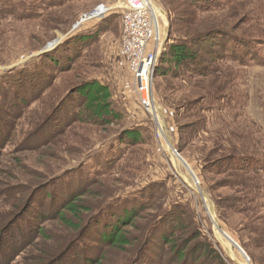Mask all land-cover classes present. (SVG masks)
<instances>
[{
    "label": "rangeland",
    "instance_id": "1",
    "mask_svg": "<svg viewBox=\"0 0 264 264\" xmlns=\"http://www.w3.org/2000/svg\"><path fill=\"white\" fill-rule=\"evenodd\" d=\"M152 3L163 50L144 110L121 56V0H0L2 238L24 222L0 264H55L77 236L95 247L114 230L132 245L104 249L102 264H182L175 249L183 264H264V0ZM176 45L195 60L165 62ZM89 84L108 89L114 116L92 117L78 95ZM59 201L83 207L67 214L79 231L57 220ZM34 228L47 237L21 245Z\"/></svg>",
    "mask_w": 264,
    "mask_h": 264
},
{
    "label": "trees",
    "instance_id": "2",
    "mask_svg": "<svg viewBox=\"0 0 264 264\" xmlns=\"http://www.w3.org/2000/svg\"><path fill=\"white\" fill-rule=\"evenodd\" d=\"M213 37L214 36H211L210 38H213ZM210 38H208L207 41ZM230 40L234 42V39H230ZM235 43L237 44V42H235ZM215 44H216V42L213 41V45H215ZM217 45H219V44H217ZM232 47L234 48V50H232L230 48V50H229L230 55L233 57L235 56L237 59H239L241 56V53L237 50V47H235V46H232ZM170 50H171V53H170L171 57L169 59H167L168 56L164 55L163 60H165V62H169V61L173 62L176 65V67L177 66H183V65L187 66L195 60V53L187 45L171 46ZM159 72H160V70H158V66H157L156 71H155V77H156V75H159ZM3 84L5 86L7 85V87H9V86L12 87V85H11L12 83H11V81H9V79L4 81ZM78 95H80L81 97H84L87 100L86 108L90 111V113L92 114V117H96L98 119H104L106 117L114 116V113L110 110V104L108 103L109 98H110V94H109V91L106 87L99 85V84L84 85L83 87H81L79 89ZM16 119H18V118H16ZM5 126L7 127L8 124ZM132 134L133 133L128 132L129 137H132V136L134 137L133 139L131 138L133 141L138 140L139 135L138 134L132 135ZM9 142L10 141L8 138V139H5L3 143L6 144ZM247 167H250V166H247ZM2 195H0V197ZM59 202L60 203L57 204L59 207L57 210H55V212L57 214V216H56L57 220L61 221L62 224L66 228L79 231L80 228L72 220H70L68 218L67 214L69 213V214L73 215L75 218L80 220L82 215H83V212L81 213V212H79V210H81V209L83 210V207L79 206L77 203L71 204V203L65 202V201L64 202L59 201ZM30 211L31 210H29V212ZM87 212H89V211H87ZM25 213H26L25 216H20V218L18 220H21L23 217H24L23 219H26V217L29 216V214L27 212H25ZM14 216L15 215H12V217H14ZM114 216H113V218H114ZM105 217H106V215H105ZM107 217H109V216H107ZM33 219L35 221H37V223L38 222L42 223V222L49 220L50 218L49 219L48 218L42 219V218H40V215L36 216V214H35L33 216ZM98 220L95 222V224L99 223ZM135 221L136 220H131V222H135ZM9 222H10V225H9L10 228H9V230H6L5 234H3V238H2L1 232H0V262L4 260L3 257L5 256L6 251H7V248L5 246L6 249H5V252H3L2 243L4 242L3 244L8 245L7 247H9L8 248L9 251H11V245L13 246L14 244H16L17 238H15L16 237L15 235H18V234L9 235V233H12L13 229H15V231L17 233L23 231L19 228L18 225H19V223H24V222H22V221L16 222L15 217H14L13 221H9ZM9 222H7V223H9ZM122 223L123 222L120 221L117 225H122ZM124 223L126 225H128L130 223V220H128V222H124ZM3 227H5V226L2 225L1 229H3ZM33 231H35L34 232L35 234H32L33 232H31L30 234H26V236L23 239L21 237H19V239L22 240L21 245L22 244L25 245L24 240L31 238V237H32V240L29 241L25 245L26 247L33 246L35 243L34 239L37 236H40L41 238H43V240H44V238L47 237V234H42L43 230L41 228H34ZM89 236H91V235L90 234H83V236L80 238L77 236V238L72 242V244L69 247L67 245V249L65 250V253L60 256L59 260L55 264H65V263L66 264H102L104 249L124 250V249H127L128 247H130L132 245L130 238L128 237L127 234H125V232H123V230L120 232L114 230L110 234L109 233L100 234L99 245H97L95 247L88 246V248H85V242H84L85 240L89 239L91 241L97 242L96 239L89 238ZM17 245H15L14 247H16ZM19 248L20 249L16 252V254L21 251V247H19ZM23 249H25V247H23ZM149 249L150 248H145L144 252L141 253V256L144 255L145 253L148 254ZM97 250H100V253L98 254V256H96ZM82 251H84V252H82ZM185 251H186L185 249L180 250V252H179V249L174 250L175 258H176L175 262H180L182 264L185 262V260L188 257V254H186ZM93 256H96V257H93ZM70 257H71L72 261L70 260Z\"/></svg>",
    "mask_w": 264,
    "mask_h": 264
},
{
    "label": "built area",
    "instance_id": "3",
    "mask_svg": "<svg viewBox=\"0 0 264 264\" xmlns=\"http://www.w3.org/2000/svg\"><path fill=\"white\" fill-rule=\"evenodd\" d=\"M123 4V41L121 56L134 77L142 109L152 107V82L163 50L158 35V20L152 0H121Z\"/></svg>",
    "mask_w": 264,
    "mask_h": 264
},
{
    "label": "bare ground",
    "instance_id": "4",
    "mask_svg": "<svg viewBox=\"0 0 264 264\" xmlns=\"http://www.w3.org/2000/svg\"><path fill=\"white\" fill-rule=\"evenodd\" d=\"M156 7V6H155ZM108 10L107 9H105V8H103V9H99L98 10V12H97V15H95V17L97 16H101L103 13H106ZM157 11L159 12V14L162 16V17H164L163 16V12L160 10V9H157ZM165 19V18H164ZM87 20H89V19H87ZM154 108V107H153ZM155 109H156V106H155ZM159 125L161 126V128H162V120L160 119L159 120ZM169 148H170V145H169ZM172 149L170 148V151H171ZM211 213V212H210ZM211 216H212V218H213V220H215V218H214V216H213V214L211 213ZM217 230H218V228H216ZM218 235H220V236H222V237H224L226 240H227V242H228V245H229V247L230 246H232L233 244L235 245V243L231 240V238L230 237H228L226 234H221V232H220V234H218Z\"/></svg>",
    "mask_w": 264,
    "mask_h": 264
},
{
    "label": "water",
    "instance_id": "5",
    "mask_svg": "<svg viewBox=\"0 0 264 264\" xmlns=\"http://www.w3.org/2000/svg\"><path fill=\"white\" fill-rule=\"evenodd\" d=\"M56 45H57L56 42L50 43V44L45 48V50L43 51V54H45V53H47V52L53 50V49L55 48Z\"/></svg>",
    "mask_w": 264,
    "mask_h": 264
}]
</instances>
